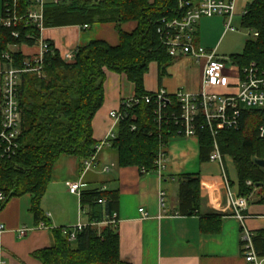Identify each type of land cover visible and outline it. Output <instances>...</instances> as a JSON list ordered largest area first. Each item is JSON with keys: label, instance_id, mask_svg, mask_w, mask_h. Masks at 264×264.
Masks as SVG:
<instances>
[{"label": "trees", "instance_id": "1", "mask_svg": "<svg viewBox=\"0 0 264 264\" xmlns=\"http://www.w3.org/2000/svg\"><path fill=\"white\" fill-rule=\"evenodd\" d=\"M30 5L31 0H21V13H25ZM177 14L178 0L45 2V28L115 23L120 44L113 47L105 41H92L77 48L74 61L67 62L53 43L46 41L49 51L44 57L43 76L35 72L21 75L19 149L10 158L0 155V192L5 193L8 201L31 195V210L37 223L47 224L40 204L52 181L56 162L63 155L76 156L84 162L96 151L98 144L93 138L92 124L105 100L108 72L126 74L136 88L135 98L122 103L120 110L125 118L120 122L117 139L111 146L118 154V164L120 167L136 166L145 172L157 170L156 160L161 147H166L172 137L179 136L180 126L172 121L158 120L156 103L146 101L152 93L145 90L144 76L152 62L161 66L162 77L177 60L168 54L158 34L161 20ZM127 22L138 23L133 33L121 29ZM242 26L258 36L248 39L244 52L231 58L241 71L253 63L264 71V0L248 3ZM14 30L19 32L18 38L13 35ZM28 35L33 38H27ZM40 35L39 29L25 23L16 29L0 24V61L4 67L10 65L4 56L9 53L14 68H27L26 60H30L31 68H35L34 58L22 52L12 53L10 46H36ZM167 111L178 115L180 109L175 97H170ZM263 120L264 109H243L239 130L222 131L217 142L222 155L233 159L237 171V184L230 180L231 185H237L238 194L246 197L256 187L260 203L264 204V168L256 163L264 160V138L259 134ZM198 139L200 160L208 163L214 139L209 131H199ZM200 184L198 174L179 177L180 215L199 213ZM119 197L117 190L82 192L80 203L87 227L77 233L75 241L70 240L73 227L53 229V245L37 251L34 256L42 264H131L121 258L118 224L112 225L115 215L118 219ZM222 217L212 213L205 219L213 221L219 230ZM100 224L106 225L98 227ZM254 234L256 250L264 256V230Z\"/></svg>", "mask_w": 264, "mask_h": 264}, {"label": "crops", "instance_id": "2", "mask_svg": "<svg viewBox=\"0 0 264 264\" xmlns=\"http://www.w3.org/2000/svg\"><path fill=\"white\" fill-rule=\"evenodd\" d=\"M3 0H0V9ZM248 5L247 0H238L237 12ZM137 22H127L121 26L126 33H133ZM230 32V31H229ZM226 31L224 17L203 18L198 24L195 44L208 51H216ZM45 41L53 43L62 57L77 48L85 47L92 41H105L110 46L120 44V36L115 23L84 26H64L45 28ZM37 51L26 52L21 46H10L12 53L22 52L34 58ZM218 56V54H217ZM206 59L199 61L178 58L161 77L163 69L152 62L144 76V86L148 93L166 90L170 97L179 91L198 94L203 88ZM5 69L0 61V109L1 72ZM216 91V89H210ZM135 85L126 74L108 72L105 82V100L93 120V138L97 144L104 141L111 131V112L119 111L122 103L135 98ZM167 161L162 174L157 171L144 172L139 167H120L118 154L112 147L104 148L98 155L99 167L83 174V162L76 156L63 155L56 162L52 181L40 208L47 218L46 227L41 228L32 212V196L26 195L8 201L0 211V225L6 231L0 234V264H42L34 255L37 251L53 245V229L74 227L80 220L87 223L82 211L81 195L69 191L68 183L81 182V193L103 189L119 192L118 226L121 258L131 264H247L242 252L241 222L231 213L221 212L226 206L223 172L219 163H202L198 138L172 137L165 147ZM227 174L233 181L232 170L237 171L230 156L225 158ZM109 167L108 172H102ZM200 176L201 203L198 214H179V177ZM234 182V181H233ZM237 191V185L233 187ZM255 189L250 197L246 226L254 233L264 230V204ZM166 196V206H160V193ZM238 192V191H237ZM217 208H213L212 204ZM140 209H145L143 218ZM212 213L223 215L220 229L206 216ZM106 224H100L103 227ZM27 228L28 234L20 238L18 231ZM218 230V231H217Z\"/></svg>", "mask_w": 264, "mask_h": 264}, {"label": "built area", "instance_id": "3", "mask_svg": "<svg viewBox=\"0 0 264 264\" xmlns=\"http://www.w3.org/2000/svg\"><path fill=\"white\" fill-rule=\"evenodd\" d=\"M61 2L64 0H53ZM248 3L252 0H247ZM21 0H3L5 14L0 16V24L6 28L16 29L21 23L31 25L40 30V34L45 29L44 26V5L45 0H31V5L25 13H21ZM238 0H178V14L173 18H164L158 26V34L162 45L167 49L168 54L175 58L189 57L197 61L206 59L204 70L203 88L198 94H191L179 91L174 97L180 109L178 115L168 113L167 107L170 103V96L166 90L161 89L146 97L147 103L154 100L157 105V116L159 121H172L180 126L179 136L184 138L197 137L199 131H209L214 139V149L210 155L209 162L219 163L223 172V183L226 193V206L221 212H231L242 224V252L247 264H264V256L260 255L254 244L255 234L246 226V219L250 216L247 211L250 206V197L240 196L231 185L227 174L225 158L223 156L217 137L222 131L239 130L243 109H264V71L259 70L256 63L241 71L233 59L219 57L216 51H208L195 44L198 24L203 18L215 16L224 17L226 20V31H239L233 26L234 19H243L247 12V6L238 13ZM89 28V26H84ZM13 35L18 38L19 32L13 31ZM258 33L253 32V37ZM27 38L32 39V35ZM40 52L33 61L37 64L31 68L30 60H26L25 69L14 68L12 57L9 53L4 56L9 61L2 72L1 90V125H0V155L2 157H13L19 149V138L22 134V116L19 106V87L21 75L27 72H35L43 76V64L45 54L49 47L42 38L38 39ZM67 62H73L75 51L68 52L63 57ZM216 89V91H210ZM134 99V98H133ZM130 99L126 102H129ZM128 105V104H127ZM113 126L107 138L96 146L94 155L83 162V174L96 170L99 167L98 155L106 148L111 147L117 139V129L120 122L125 118L121 110L113 111L110 114ZM259 134L264 138V120L259 127ZM165 146H162L156 160L157 172L162 174L165 169L167 155ZM109 167H104L102 172H108ZM142 171L145 172L143 169ZM253 186L252 182L247 183ZM81 182L68 183L70 192L81 195ZM160 206L165 208L166 196L160 193ZM8 202L5 193L0 192V211ZM212 204V203H211ZM213 208H217L212 204ZM143 218H147L145 209H140ZM84 214V212H83ZM117 215L114 216L112 225H117ZM87 223L80 220L78 225L72 228L71 241H75L77 233L87 227ZM41 228H45L44 222L40 223ZM6 228L0 225V234ZM27 228L18 231L20 238L28 234Z\"/></svg>", "mask_w": 264, "mask_h": 264}, {"label": "rangeland", "instance_id": "4", "mask_svg": "<svg viewBox=\"0 0 264 264\" xmlns=\"http://www.w3.org/2000/svg\"><path fill=\"white\" fill-rule=\"evenodd\" d=\"M50 1V0H45ZM0 16H2V3L0 9ZM233 26L238 29L239 31H230L227 35H225L218 46L217 54L219 57L231 59L234 55H239L244 52L246 41L250 38H253V32L251 30L246 29L242 26V19L237 17L234 19ZM23 49L26 50L28 53H33L37 51V47L33 49H29L23 45ZM39 48V47H38ZM197 138V137H192ZM233 181L237 184L238 178L236 177L235 170H232ZM254 187V186H252ZM257 189L256 187L254 190ZM258 193V190H256Z\"/></svg>", "mask_w": 264, "mask_h": 264}, {"label": "water", "instance_id": "5", "mask_svg": "<svg viewBox=\"0 0 264 264\" xmlns=\"http://www.w3.org/2000/svg\"><path fill=\"white\" fill-rule=\"evenodd\" d=\"M256 163H257L260 167L264 168V160H257Z\"/></svg>", "mask_w": 264, "mask_h": 264}]
</instances>
